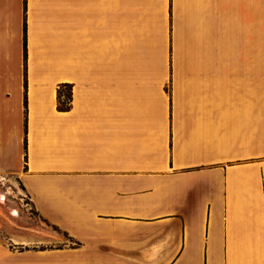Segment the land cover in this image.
I'll list each match as a JSON object with an SVG mask.
<instances>
[{"label": "crops", "instance_id": "crops-1", "mask_svg": "<svg viewBox=\"0 0 264 264\" xmlns=\"http://www.w3.org/2000/svg\"><path fill=\"white\" fill-rule=\"evenodd\" d=\"M0 177V264H264V0H0Z\"/></svg>", "mask_w": 264, "mask_h": 264}, {"label": "rangeland", "instance_id": "rangeland-1", "mask_svg": "<svg viewBox=\"0 0 264 264\" xmlns=\"http://www.w3.org/2000/svg\"><path fill=\"white\" fill-rule=\"evenodd\" d=\"M13 185L11 177L6 180L0 177V212L12 215L11 217H21L22 223L37 222L41 248H58L71 244V238L65 233L37 216L28 199L22 192L15 190Z\"/></svg>", "mask_w": 264, "mask_h": 264}, {"label": "trees", "instance_id": "trees-1", "mask_svg": "<svg viewBox=\"0 0 264 264\" xmlns=\"http://www.w3.org/2000/svg\"><path fill=\"white\" fill-rule=\"evenodd\" d=\"M58 98H59L58 99V105H57L58 110H66L69 107L67 105V96H66V94L64 95V98L61 99V91L59 90L58 91ZM65 100H66V102H65Z\"/></svg>", "mask_w": 264, "mask_h": 264}]
</instances>
